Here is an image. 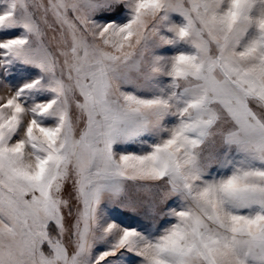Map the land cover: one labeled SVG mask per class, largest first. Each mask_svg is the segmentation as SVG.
<instances>
[{"label":"snow or ice","instance_id":"1","mask_svg":"<svg viewBox=\"0 0 264 264\" xmlns=\"http://www.w3.org/2000/svg\"><path fill=\"white\" fill-rule=\"evenodd\" d=\"M0 264H264V0H0Z\"/></svg>","mask_w":264,"mask_h":264}]
</instances>
